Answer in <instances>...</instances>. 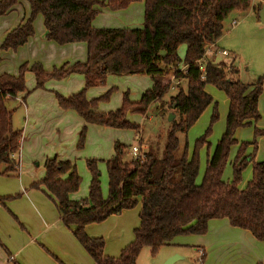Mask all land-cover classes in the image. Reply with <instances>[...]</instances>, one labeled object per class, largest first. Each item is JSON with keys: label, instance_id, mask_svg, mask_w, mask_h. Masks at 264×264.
Listing matches in <instances>:
<instances>
[{"label": "trees", "instance_id": "1", "mask_svg": "<svg viewBox=\"0 0 264 264\" xmlns=\"http://www.w3.org/2000/svg\"><path fill=\"white\" fill-rule=\"evenodd\" d=\"M18 0H0V17L12 11ZM29 5L28 19L10 31L0 45V51L22 47L34 34L33 22L41 16L44 39L59 46L74 43L86 45L84 63L64 64L45 71L40 64L19 66L16 76L0 75V175L16 176L19 172L18 154L21 132L11 127V112L6 101L28 94L25 76L34 77V89L42 90L49 81H62L80 75L84 87L68 97L55 93L61 110L73 111L84 122L78 133L77 149L84 146L86 126L96 125L138 132L139 126L127 120V114L143 115L151 107L159 119L150 133L142 160H123L127 146L115 142L114 155L105 161L107 197L101 194L99 172L94 160L87 161L91 174L88 195L84 201L70 200L78 191L81 179L69 161L47 158L43 163L44 177L29 189L41 191L54 205L62 225L94 264H136L139 253L148 248L154 255L174 238L186 235L203 236L208 222L226 219L231 227L248 231L259 242L264 241V160L255 162L256 139L264 131L255 129L252 142L240 143L230 163L232 177L223 180V171L231 148L237 144V129L249 127L260 120L258 100L263 91V78L252 84L235 78L230 63L207 61L202 79L198 65L204 46L219 40L223 22L235 11L245 12L253 0H25ZM258 14L264 0H256ZM133 3L143 4L140 29L94 28L92 23L102 10L119 12ZM186 47L184 72L178 70V48ZM164 53L161 55V53ZM170 71L179 80L177 91L168 102L161 100L169 92ZM147 75L152 86L138 102H131L129 93L122 96L121 107L107 113L98 111V103L108 99L110 91L95 99H87L86 91L103 84L106 75ZM183 82L184 87L180 88ZM212 86L222 91L228 100L225 129L212 153L207 155L201 183L199 151L208 146L207 138L217 120V104L204 88ZM212 106L210 125L199 137L191 153L187 143L180 144L204 110ZM169 113L174 119L167 122ZM164 137L162 138V134ZM143 143V142H142ZM248 148L251 153L246 154ZM251 165V179L243 189L238 188L241 175ZM0 198V205L19 198ZM139 202V225L133 230V241L122 249L118 258L103 254L104 240L89 238L84 227L99 224L112 215L132 210ZM8 258L10 257L7 253ZM204 258V255L201 259Z\"/></svg>", "mask_w": 264, "mask_h": 264}, {"label": "rangeland", "instance_id": "2", "mask_svg": "<svg viewBox=\"0 0 264 264\" xmlns=\"http://www.w3.org/2000/svg\"><path fill=\"white\" fill-rule=\"evenodd\" d=\"M134 4H135L134 6H136L137 4H141V3H134ZM247 16L248 15L246 14V11L245 12L235 11L227 16V18L223 22V30L221 37L218 40L217 47L225 49L229 53V58L233 59L232 65L235 69V78L237 80L243 83H251V82L254 83L258 77H262L263 91H264V23L263 24H261L260 22L257 23L255 19H253L252 17L247 18ZM36 18H38L37 20L40 19L41 22H43L41 16H38ZM233 19L238 21V24L235 27H231L230 25ZM41 39L44 42H48L44 39V32L41 35ZM74 46H77V49L69 53V56L71 57L69 63H71L72 61H76L74 59H78L80 57H84V61H85L86 45L84 43H78ZM67 50L65 51V53H67ZM185 50L186 47L184 45H181L177 50V55L180 59L178 70H183L184 68L183 62H184ZM31 56L33 58H30V60L35 59L36 61H34V63H30V64L28 63L29 65L40 64L42 68H44V70L47 72H50L52 71L53 68H56V66H54L56 65V62L53 58V53L50 50H47V48L37 47L33 50ZM2 62L0 68L3 67L2 74H6L9 69L8 59L3 60ZM29 75H30V79L28 81V84H26V86L28 89H32L35 86V81L33 75L31 73ZM79 76L80 75H76V76H72L71 78L73 77L82 78ZM173 77L174 74L172 71H170L167 79L170 80L171 87L169 92L161 100L162 103L168 102L169 96L174 95L177 91V88H175L176 86L171 81ZM183 84L184 83L181 82L180 88L184 87ZM83 87H84V82H82V86L78 90L80 91L81 89H83ZM150 87H151V78L147 75L108 74L106 75L103 84L90 88L86 91V98L87 99L99 98L105 95L108 91L112 90L107 100L98 103V111L107 113L110 111H115L121 107L122 96L125 92L129 93V99L131 100V102H138L141 94ZM60 88L63 89V87ZM76 88H77L76 82L71 81L65 85L64 90L70 93L71 91L72 92L75 91ZM207 90L209 91V94L212 97L213 103L217 104L218 118L212 124L210 135L207 138V142L209 143V145L203 147L199 151V171L196 179L197 184L201 183L202 177L204 175L207 155H210L212 153L217 141L220 139L221 135L223 134L225 129V122H226L225 110H226L227 98L225 94L222 91H219L212 86H208ZM35 102L36 100L31 103V106L28 111L25 110V107L29 105L28 102L25 103V105L27 104L26 106L23 103L17 101L16 99L11 101H6L5 103V107L8 109V111L11 112L12 130L21 132V136H22V141H21L22 144L20 146V150L18 154L20 156L18 174L13 177H4L0 175V178H2L3 180L9 179L8 183L11 185L14 184L18 176H21V180H22L26 178L25 177L26 175L29 176L30 173L35 174V176L38 179L43 178L44 159L47 157V155H50L52 153V149L55 147L56 144L59 143V141H61L65 137L71 138L72 136L71 129L75 127L74 124L75 122L69 121L68 129L66 130L64 129L63 121L59 122L57 120L58 118L55 115L57 113V106H58L56 98H55L56 107L54 106L53 110H51L50 108V110L54 112V114L47 112L48 116H44V117L36 115L37 107L35 105ZM222 110H224L223 116L221 115ZM73 114L75 113L73 112ZM211 115H212V106H209L204 110V112L201 114L199 119L187 131V133L185 135L179 136L181 145L187 143L189 153L192 152L195 141L199 137H201L209 127ZM73 116H77V115L75 114ZM126 117L127 120L130 121L131 123L134 122L136 123V125L140 124L137 125L139 126L138 132L140 133L143 144L148 145V142L151 140V138L155 137V136L151 137L150 133L157 127L159 122V119L157 118V114L154 112V108L151 107L143 115L128 113ZM34 123H36L35 126ZM76 123H78V121ZM255 129L264 131V114L261 120H259V122H257L256 125L243 127L240 128V130L239 129L236 130L235 139L237 141V144L234 145L229 152L228 159L223 171L224 181L231 180L232 170L230 163L233 161L237 153L239 144L244 142H252L254 139ZM64 130L70 132L71 135L70 136L65 135L63 132ZM163 137H164V133L162 134V138ZM75 138L76 139L73 144V149L77 153V155L73 157L72 161L81 181L78 191L69 196L70 200L81 202L87 198L88 186L91 179V174L86 164L87 161L89 160H94L96 162V169L100 174L99 182H100L101 194L103 198H106L108 193V188H107V173H106L105 161L108 160L109 155L112 154L113 144L115 142L127 146V149L124 151L122 158L124 161H130L132 158L130 155V148H131L130 146L136 143L134 132H132L131 130L103 128L95 125H88L86 126L84 146L81 150L77 149L78 133ZM256 146L257 149L255 152L254 160L255 162H261L264 160V136L256 139ZM251 152H252L251 148H248L246 154H250ZM22 165H24L25 168H22ZM250 179H251V165H248L241 175V180L238 184V188L243 189L246 183ZM17 182L18 180H16L15 183L17 184ZM27 190H32V189H29L28 187ZM7 191H9V186L6 184V187L2 188L0 184V193H5ZM16 195H20L21 197L23 196L21 193ZM20 198L14 199L12 201H18ZM45 199L50 201L49 199H47V197ZM7 203L8 202H6V205L4 207L0 205V208L7 214V216H9V218L12 221L10 225L4 227V230L6 234L9 236H12L13 232H18V234H20L21 231L24 230L25 226L24 224L22 225L20 220L15 219V217L11 216L10 214L11 212L9 210ZM137 215H138V206H136L132 210L123 211L119 215H112L115 216L112 217L113 219H109L108 221H106L109 218L108 217L105 220L106 222L103 221L97 225H94L93 227L94 232L98 234L103 233L104 235L110 236L109 232L112 231L114 227H117L119 225V223H117V219L115 220V218L121 216L122 218L120 221L121 223L124 222L130 223L133 220L137 221L138 219ZM13 224L17 227V230L13 229ZM117 231L120 230L117 229ZM183 237L194 238L189 235L181 236L180 238ZM7 241H8L7 239L3 240L4 243H6ZM64 243L65 245H68L65 241ZM189 244L192 245L191 243ZM234 244L236 245L237 243L234 242ZM2 245L4 244L0 245V254H2L3 257L8 260L7 253ZM51 245L53 247L61 246L63 245V243L57 240V238L55 237L52 238ZM37 248L40 253L36 251L35 254H31L28 251L25 253L24 258L22 257L20 258L19 256L20 260H16V262H8V263L9 264H24V263L55 264L56 259L54 255L51 253V251H49L45 246H42V244L40 243ZM243 248L244 247L237 245V249L232 251L234 252V255H236L237 253L241 252ZM181 249H182V253L185 254L187 257H192L193 261L187 258L185 261L178 260L176 261L175 264H206L199 255V251H200L199 249L197 250L195 247L192 246H186ZM230 251L231 250L229 249L227 250L228 254L230 253ZM170 252H171V248L161 247L154 255H152L148 248H144L138 255L137 264H156L157 261L160 260V258L168 255V253ZM224 252L226 251L225 250L215 251L214 256H216L217 259H223L221 255ZM83 253H84V260L88 259L87 263L92 264L91 262L92 260H90L88 254L85 251ZM233 261H235V258L233 259ZM84 264L86 263L84 262Z\"/></svg>", "mask_w": 264, "mask_h": 264}, {"label": "crops", "instance_id": "3", "mask_svg": "<svg viewBox=\"0 0 264 264\" xmlns=\"http://www.w3.org/2000/svg\"><path fill=\"white\" fill-rule=\"evenodd\" d=\"M256 4L257 1L253 0L250 5V8L246 11V14L248 15L247 18L252 17L253 19H255L257 23H259L258 14H256L253 9ZM134 5L135 4L133 3L130 6H128V8H126L125 10L119 12H110L107 9L102 10L101 13L93 21L92 23L93 27L111 28V29H122V28L140 29L143 22V4L141 3V4H137L136 6ZM29 15H30V10L28 3L25 0H18L17 4L14 6V8L10 13H8L6 16L0 17V45L3 39L5 38V36L10 31L18 27L20 24L24 23L28 19ZM37 19L38 18H36V20L33 23L34 34L32 37L28 39L26 44L18 48L15 52L0 51V65H2L1 62L3 60L8 59L9 69L6 74H9L11 76H16L20 65L24 63L27 64L34 63V61L36 60L35 59L30 60V58H33L31 54L33 50L37 47L47 48V50H50L53 53V58L56 62V65L54 66H56V68H60L64 64L72 65L77 62L79 63L85 62L84 57H80L78 59H74L76 61H72L71 63H69V60L71 58L69 56V53L77 49V46L74 45L78 43L59 46L53 42L42 41L41 35L44 32V26H42L43 22H41L40 19L39 20ZM216 46H218V41L216 42ZM66 50L67 53H65ZM227 58L228 59L217 57L213 60V62H223L225 64H230L233 62L232 58L229 57ZM2 73H3V67L0 68V75ZM29 74L30 73H27L25 76L26 84H28V81L30 79ZM72 76H76V75H71L62 81H49L48 83L45 84V87L42 90H38L34 88L28 89L26 86L28 94L27 95L25 93L20 94L18 95L16 100L19 101L20 103H23L24 105L27 102L29 103L28 106H26L27 104L25 105L26 111L29 110L31 103L36 100L35 105L37 107V112H36L37 116H42V117L48 116L47 112L54 114V112L51 111L53 110V107L56 105L54 94L56 93L60 96L68 97L72 94L79 92L78 89L81 88L82 82H84V80H82L83 79L82 76H79L82 78H78V77L71 78ZM71 81L76 82L77 88L75 89V91L73 92L71 91L69 93L66 90H64V88L65 85ZM252 83L253 82L247 84H252ZM151 86H152V81H151ZM60 87H63V89ZM207 87L208 86H206L204 90L208 95H210L209 91L207 90ZM263 93L258 100V112L260 114V120L264 114ZM227 109H228V100L226 102V110H225L226 115H227ZM223 112L224 110H222L221 112L222 116H223ZM55 115L57 116L58 118L57 120L59 122L63 121L64 129L66 130L68 129L69 121H74L75 127L71 129L72 130L71 138L65 137L61 141H59V143L56 144L55 147L52 149V153L50 155H47L44 161L52 156V157H56L58 161H69L73 164L72 159L74 156L77 155V153L73 149V144L76 139L75 137L77 133H79L78 131H80L81 128L84 126V122L78 116H73L75 115L73 114V111L61 110L58 106H57V113ZM77 121L78 123H76ZM35 125L36 123H34V126ZM66 130L63 131L64 134L70 136L71 133ZM132 132H134L136 136L135 131ZM234 138H235V134H234ZM142 142L143 141L141 140L142 146L146 148V145H144ZM113 155H114V151L112 152L111 155H109V158H111ZM19 158L20 156H18V160ZM22 168H25L24 165H22ZM25 177H26L25 179L21 180V176H18L16 179L18 180L17 184L15 183L16 182L15 180L14 184L12 185L8 183L9 179L3 180L2 178H0V184L2 188H5L6 184L9 186V191L5 193H0V198L9 197V196L12 197L20 193L23 195L22 197L20 196L21 198L19 197L20 199L18 201L11 200L6 202H8L7 205L11 212L10 213L11 216L15 217V219L20 220L22 225L24 224L25 226L24 230L21 231L20 234H18V232H13L12 236L7 235L4 230V227L10 225L12 220L0 208V242L1 244H4L2 246L4 247L6 253H8L10 256L7 260L3 257L2 254H0V264H9L8 262H16V260H20L21 257L24 258L25 253L28 251L31 254H35L36 251L39 252L37 248L39 246V243L42 244V246H45L49 251H51V253L54 255L56 259L55 264H84V262L86 264H89L87 263L88 259L84 260V253H83L84 249L73 237L71 230L66 229L62 225L60 218L57 212L55 211V207L53 203L46 200L45 199L46 197L42 194L41 191L27 190L28 187H30L34 183L39 182L42 178L38 179L33 173H30L29 176L26 175ZM139 202L140 199H138V205H137L138 213L140 207ZM112 217L115 216L109 217L106 221H108L109 219H113ZM116 219L119 225L117 227H114L112 231L109 232L110 236L104 235L103 233L100 234L95 233L93 227L94 225L97 224H91L84 227V232L89 238H102L104 240L103 254L110 258L119 257L122 249H124L128 244H130L133 241L134 239L133 230L137 228L139 225V218L137 219V221L133 220L130 223L127 222L121 223L120 222L122 219L121 216L115 218V220ZM13 229L17 230V227L14 224H13ZM117 229H119L120 231H117ZM189 236L194 238H184V237L180 238L181 236H179L174 238L170 245L164 246L171 248V252L168 253V255L160 258V260H158L156 264H164L163 262L171 255L178 256V259L176 261L178 260L185 261L187 258L193 261L192 257H187L185 254L182 253L181 248H184L186 246H192L195 247L197 250L198 249L201 250L204 255L203 258L204 263L206 264H255V263L264 264V241L262 242L256 241L248 231L231 227L226 219L209 221L207 227V233L203 236H196V235H189ZM55 237L57 238V240L61 241L63 245L53 247L51 245V240L52 238ZM4 239H7L8 241L4 243L3 242ZM63 240L68 245H65ZM234 242H236L237 244L235 245ZM189 243H191L192 245H190ZM237 245L244 247L243 248L244 250L242 249L241 252L238 251L239 253L234 255V252L232 250H236ZM228 249L231 250L229 254L227 252ZM222 250L226 251L221 255L223 259H217V257L214 256V252L222 251ZM234 258L235 261H233ZM90 260L92 259L90 258ZM91 262L92 264H94L93 261Z\"/></svg>", "mask_w": 264, "mask_h": 264}, {"label": "built area", "instance_id": "4", "mask_svg": "<svg viewBox=\"0 0 264 264\" xmlns=\"http://www.w3.org/2000/svg\"><path fill=\"white\" fill-rule=\"evenodd\" d=\"M237 24H238L237 20H232L230 23L231 27H235ZM217 57L227 58V57H229V53L224 49L218 48L216 46V44H214V43L206 44L204 46V53L202 55V58H201V60L198 61V65H199V69H200L202 79L205 76L204 75L205 74V63L207 61H213ZM226 65L228 66V69H229L230 64H226ZM183 72H184V69H183ZM171 81H172V83H174L175 86L179 85V80L175 79L174 77L172 78ZM135 139H136V143L131 146L130 155H131L133 160L139 161V160L143 159V153H144V150L146 148L143 147L141 144L142 139H141L139 132L136 133ZM199 255L201 257L203 256V252L201 250L199 251Z\"/></svg>", "mask_w": 264, "mask_h": 264}, {"label": "water", "instance_id": "5", "mask_svg": "<svg viewBox=\"0 0 264 264\" xmlns=\"http://www.w3.org/2000/svg\"><path fill=\"white\" fill-rule=\"evenodd\" d=\"M258 20L261 24L264 23V3H262L260 11L258 13ZM164 53L162 52L161 55H163ZM174 114L173 113H169L167 116V122H171L174 119ZM178 259L177 255H173L171 257H169L164 264H174L176 262V260Z\"/></svg>", "mask_w": 264, "mask_h": 264}]
</instances>
